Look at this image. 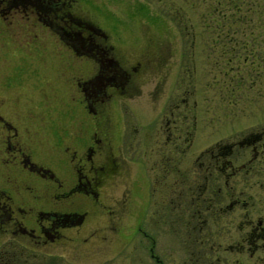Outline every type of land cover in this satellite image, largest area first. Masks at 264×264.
Segmentation results:
<instances>
[{
	"label": "flooded vegetation",
	"instance_id": "obj_1",
	"mask_svg": "<svg viewBox=\"0 0 264 264\" xmlns=\"http://www.w3.org/2000/svg\"><path fill=\"white\" fill-rule=\"evenodd\" d=\"M81 9L0 0V57L22 59L28 78L25 62L43 66L17 86L0 74V264H264V120L244 115L260 58L249 41L228 48L230 36H215L199 90L189 58L161 37L132 49ZM225 104L246 105L242 117Z\"/></svg>",
	"mask_w": 264,
	"mask_h": 264
},
{
	"label": "rangeland",
	"instance_id": "obj_2",
	"mask_svg": "<svg viewBox=\"0 0 264 264\" xmlns=\"http://www.w3.org/2000/svg\"><path fill=\"white\" fill-rule=\"evenodd\" d=\"M232 1L233 8L237 7L238 9L233 12L234 26L227 29L221 28L220 34L225 36L224 33L226 32L227 35L225 37L230 36L229 38L232 39L233 42L231 43L223 39V46H227L228 48L237 45L234 42L235 38L242 37L243 39L244 37V41H249V44H246L247 42L245 44L249 49L253 47L251 49L254 54L260 57L254 61L257 69L256 73H254L256 92L251 93L253 102L244 108V115L249 113L251 120L258 122L264 120V0ZM219 2L222 5V3H226V0H219ZM77 3L82 9H85H81L82 11H87L90 16H93L104 26L110 28L119 42L132 49L135 47L141 48V45H143V43L139 42V40L141 41V37L144 39V42L147 37L155 34L161 37V39L166 41V44L168 43V50L175 52L177 59L180 56L183 61L189 58L187 60L190 63L188 67L192 70L193 68L195 69L193 72L195 73V77L193 78L196 80V88L200 90L204 84L203 73L205 70L208 71L213 62L216 61L215 55L218 53L216 50L219 48L215 49L218 44L215 45L213 42V39L219 32L214 23L221 21L220 18L216 17L217 15L222 16L223 12L221 10L218 13L212 11L213 7H215V0H77ZM225 7L228 8L227 12H229L227 15H230L232 12L229 9L230 6L226 3ZM225 47L224 49H227L225 51L230 52V49ZM5 52L6 50L2 48L0 74L3 79L6 80L8 77H14V86H17L19 81L24 79H29V81L40 80V75H36L43 67L39 61L32 59L24 63L28 69L34 68L28 78L26 75L28 71L27 69L23 70V64H21L23 60L15 59L12 61L14 69H10V74L9 67L11 68L12 65L10 66L9 63L11 61L7 60ZM187 53L189 56H186ZM49 61L47 59V62ZM234 61L232 65H237L238 60ZM19 64L21 70L16 66ZM204 77H207V81L210 80V76L204 75ZM206 93L210 97L209 100H213L211 102H203V104L208 108L206 116L212 117L218 111L214 102L216 92L214 88H209ZM241 106L246 105L241 104L238 107H230L225 104L224 114L227 113V110H230L228 113L230 116L236 112L239 117H242ZM75 107V105L70 104L59 108L58 111L61 116L67 118L69 116L68 111L72 108L75 109ZM243 122L245 120L239 118L236 121L235 119L223 121L219 125H223L222 128L224 130H230L233 126L239 127ZM219 125L214 122L211 126H208V132H216L220 129Z\"/></svg>",
	"mask_w": 264,
	"mask_h": 264
},
{
	"label": "trees",
	"instance_id": "obj_3",
	"mask_svg": "<svg viewBox=\"0 0 264 264\" xmlns=\"http://www.w3.org/2000/svg\"><path fill=\"white\" fill-rule=\"evenodd\" d=\"M226 3H227L228 6H230L229 9L232 10V12L230 13V15H227L229 12H227L228 8L225 7V4ZM226 3H222V5H221V3L219 2V0H215V3H214L215 7H213V10H212V11H214L216 13H218L219 10H221L223 12V15L222 16L217 15L216 18H220V20L222 21V23L224 22L223 25H222V27H221V28H224V29L231 28V27L234 26L233 24H234L235 20H234V16H233L234 13L233 12L235 10H238L237 7L236 8H233V1L232 0H230V3H229V0L228 1L226 0ZM222 6H224V7H222ZM214 26L215 27H219L215 23H214ZM217 34H220V30H219V32ZM224 35L226 36L227 33L225 32Z\"/></svg>",
	"mask_w": 264,
	"mask_h": 264
}]
</instances>
